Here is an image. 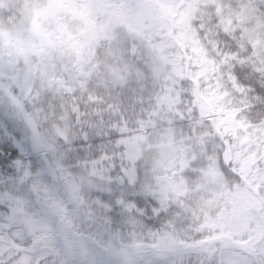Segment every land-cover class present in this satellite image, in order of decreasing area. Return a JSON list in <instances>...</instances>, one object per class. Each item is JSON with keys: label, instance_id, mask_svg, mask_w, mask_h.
Masks as SVG:
<instances>
[{"label": "clouds", "instance_id": "obj_1", "mask_svg": "<svg viewBox=\"0 0 264 264\" xmlns=\"http://www.w3.org/2000/svg\"><path fill=\"white\" fill-rule=\"evenodd\" d=\"M0 264H264V0H0Z\"/></svg>", "mask_w": 264, "mask_h": 264}]
</instances>
